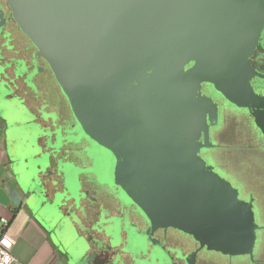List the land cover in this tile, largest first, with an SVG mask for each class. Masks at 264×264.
Returning <instances> with one entry per match:
<instances>
[{"label": "water", "instance_id": "obj_1", "mask_svg": "<svg viewBox=\"0 0 264 264\" xmlns=\"http://www.w3.org/2000/svg\"><path fill=\"white\" fill-rule=\"evenodd\" d=\"M4 1L89 144V167L59 162L69 182L76 172L92 173L131 196L153 222H171L208 248L246 253L256 228L249 205L196 155L207 116H216V105L197 90L211 83L264 134V85L257 84L259 95L250 83L264 76L247 62L264 26L257 0ZM190 54L197 60L183 71ZM8 106L0 120L10 127ZM21 184L33 219L69 264H81V245L63 246L43 215L46 201L34 205L35 189ZM125 229L131 234L123 252L133 260L144 243L132 239L140 235L136 225Z\"/></svg>", "mask_w": 264, "mask_h": 264}, {"label": "flooded vegetation", "instance_id": "obj_2", "mask_svg": "<svg viewBox=\"0 0 264 264\" xmlns=\"http://www.w3.org/2000/svg\"><path fill=\"white\" fill-rule=\"evenodd\" d=\"M1 1L5 4L3 0ZM263 3L264 0H257V6L262 12H264ZM28 43L32 46L29 40ZM9 45L10 40L7 39L0 45V93L5 94L9 101L22 100V106L32 113L36 119L35 123L41 127L45 134L50 133V136H42L37 140L42 154H46L47 168H44V172L40 171V166L37 168L40 171L38 184H40V191L46 199V205L57 191L63 190V173L59 174L57 171L59 162L70 161L76 165L82 164L89 167L91 160L85 153V147L89 144L83 146V150L80 151L63 149V146L66 145L64 139L59 140L55 131L52 130L57 129L60 113L47 100L36 94V92L39 93L36 77L32 80L28 79V73L35 68L34 60L37 61V64L42 63L44 70L50 72L46 62L42 58L32 55L35 49L30 54L27 51L28 45L25 50L17 49L18 46L16 47L14 43ZM9 48L12 49L9 50ZM26 53L30 55L24 56ZM196 60L197 57L190 54V60L183 63V71L191 68ZM17 62L23 63L27 73L17 76ZM247 62L256 73L264 76V26ZM6 64L8 68L4 67ZM250 83L254 92L261 95L257 84L263 86L264 78L260 79L252 75ZM205 91L217 93L211 83L202 82L197 93L204 95ZM28 100L34 103V109L27 102ZM214 104L216 105V116L214 118L207 116L204 127L207 131H202L196 142L201 144L199 149L204 150L208 158H213L214 149L229 150L237 165L242 166L243 169L250 172V176L260 181L261 185L257 189L248 186L242 192L236 189L238 199L242 193L244 198L239 200L249 205L256 226L254 242L250 249L242 254H228L208 248L193 234L185 232L179 227L153 222L131 196L122 193L116 185L99 180L96 183L88 184L90 188L96 187V190L85 193L80 188L84 197L76 202L73 199L65 202V207L59 209L62 214L63 210L69 214H75L74 221L67 216L75 232L79 229V225L86 227L87 224L93 228L91 230L95 234L103 236L107 243L115 242L113 253L102 247L98 255L93 252L92 239L88 237L86 240L88 246L82 252L86 259H96L98 256L104 259L109 258V263L105 264H119L120 260H124L125 257L129 259L128 264H264V134L253 126V119L248 114L246 115V112L230 114L227 109L232 105L231 102L228 104L221 99L220 103ZM12 109L11 107L9 111L11 112ZM241 118H248L250 124H241ZM81 142H75V144L79 147ZM56 143L59 144L58 148L54 147ZM47 145L51 146L48 150H46ZM42 158L44 161V157ZM202 159L204 160V158ZM88 214L91 215L90 218H88ZM126 223L127 227L136 225L137 232L140 233L139 236H134L132 239L141 240L144 243L136 248L138 253L134 254L133 260L123 252L129 239L128 230L125 229ZM152 250H154L153 253ZM151 254L154 257H159V260H156L157 263L154 262ZM187 256L190 257L187 258Z\"/></svg>", "mask_w": 264, "mask_h": 264}, {"label": "crops", "instance_id": "obj_3", "mask_svg": "<svg viewBox=\"0 0 264 264\" xmlns=\"http://www.w3.org/2000/svg\"><path fill=\"white\" fill-rule=\"evenodd\" d=\"M0 11V45L3 42L5 43L7 39L10 40V45L14 43L16 47L18 46L19 48L17 47V49L21 48V50H25L28 45L27 51L32 54L34 49L33 45H29L28 39H25L27 37L23 36L17 24L12 19L7 3L5 2V4H3L1 0ZM35 52L36 50L32 54L33 56H35ZM30 54L26 53L24 56ZM34 61L33 65L40 71L36 76V83L40 77L44 78L47 76L52 84V91L38 90L39 96L47 100L52 107L56 108L60 113V119L57 121V129L52 130L55 131L59 140L62 138L64 139V144L66 145L63 146V149L83 150V146L88 145V142L83 136L78 135L68 101L58 86L50 68L48 67L50 72L44 70V65L42 63L37 64V61ZM32 109H34V106H32ZM9 128L10 127L6 126L4 122L0 120V217L8 221L5 232L13 242L12 255L18 264H69L70 256L68 254H62L50 240L49 234L33 219L31 209L29 208L30 206L28 205L29 194L27 190L22 188V184L13 168L14 161L8 153ZM75 142H81V145L78 147ZM97 181L99 180L96 177H92L91 180H80L79 185L83 192L91 193V191L97 188H90L88 184L90 182L96 183ZM27 188L29 187L27 186ZM63 214L66 217L70 215H72L73 218L75 217V214L66 213V210H63ZM76 214L79 216L78 213ZM90 216L91 215L88 214V218H90ZM91 229L93 228L86 224V227L79 225V229L76 232L74 231L75 235L82 241L76 260L81 264L109 263V258L104 259L98 256L96 259L88 260L84 257V254H82L88 246L86 243L88 237L92 239L93 252H96L98 255L102 247L107 249L106 251L110 253H113L115 250V244L107 243L103 236L95 234ZM61 242L63 244L62 239ZM123 259V261L128 264L129 259L126 257Z\"/></svg>", "mask_w": 264, "mask_h": 264}, {"label": "rangeland", "instance_id": "obj_4", "mask_svg": "<svg viewBox=\"0 0 264 264\" xmlns=\"http://www.w3.org/2000/svg\"><path fill=\"white\" fill-rule=\"evenodd\" d=\"M23 36L26 37L24 34ZM20 43L22 44L21 40ZM10 49L12 48H9V50ZM16 64L17 76L27 73L25 70V66L22 62H17ZM4 67L8 68V65L6 64ZM39 73L40 71L37 68H34L30 73H28V79L32 80ZM51 85L52 84L50 83L47 76L44 78L40 77V79H38V90L52 91ZM36 94L39 95V93L37 92ZM203 96L209 98L213 103L218 104L222 99L229 104V101L227 99H225L219 93H213V91H205ZM22 102L23 101L20 99H14L9 102L5 101L4 99H1L0 110L5 109L7 104L10 105V107L8 106L9 108H7L8 110L5 111V117L7 119L8 124L10 125V130L8 133V153L14 161L13 168L18 179L23 184H26V186H33V189L35 188L37 196L35 199H33V203L34 205L39 206L42 202L46 201V199L43 197V194L40 191L41 188L40 184H38V174L40 171H45L44 168H47V164L45 156L46 154H42L41 148L37 140H39L42 136H50V133L45 134L43 132L41 127L35 123L36 119L32 115V113L28 112L26 108L22 106ZM27 102L30 104L31 107L34 106V103H32V101L28 100ZM11 107L13 109L10 112L9 110ZM227 110L230 114L233 115L241 112H246L245 114L247 115V111L244 108L241 109L235 104L230 105ZM240 122L243 125L250 124L248 118H241ZM232 124L233 122L231 121V125ZM58 146L59 144L56 143L54 147L58 148ZM50 147V145H47L46 150H48ZM213 152V158H208L206 157L204 150L198 149L196 151L197 156L204 158L206 170L217 174L220 178L228 182L234 189H238L241 192L247 186L251 187L252 189H257L258 186L261 185L260 181L250 176V172H247L245 169L242 168V166L237 165L236 160H233V156L230 154L231 152L229 153V150L214 149ZM257 155L259 156V153ZM42 157H44V161L42 160ZM39 166L41 167L40 171L37 169ZM61 167L62 166L59 163L57 170L59 174L64 172L63 168ZM77 167L79 169H84L87 166L80 164L77 165ZM65 173L67 174V172ZM76 173L77 174L74 173V179L70 180L71 183L68 180V176L70 177V174H63V190L57 191L55 195H53V198L49 202H47V204L45 205L47 213L43 214L44 217H46V222L49 224V226H51L54 232L63 240V245L69 249H71L74 244H80L82 241L75 235V233L73 232L74 230L71 228L68 218L65 217L64 214L59 211V209L61 207H65V202H69L72 199L76 202L84 197V194L80 191V185H78L80 184V180H91L92 177L97 178L96 175L88 172ZM243 198L244 197L242 193H240L239 199ZM69 217L72 218V220L74 221L72 215H70ZM170 223L171 222L166 221L165 225L168 224L169 226L171 225ZM130 234L131 233H129V235Z\"/></svg>", "mask_w": 264, "mask_h": 264}, {"label": "built area", "instance_id": "obj_5", "mask_svg": "<svg viewBox=\"0 0 264 264\" xmlns=\"http://www.w3.org/2000/svg\"><path fill=\"white\" fill-rule=\"evenodd\" d=\"M8 221L0 217V264H18L12 255L13 242L5 232Z\"/></svg>", "mask_w": 264, "mask_h": 264}]
</instances>
